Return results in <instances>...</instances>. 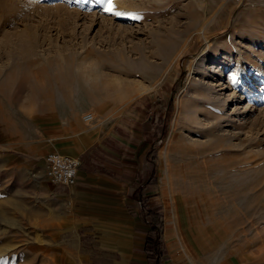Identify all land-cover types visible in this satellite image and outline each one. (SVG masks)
Masks as SVG:
<instances>
[{
  "label": "rangeland",
  "instance_id": "obj_1",
  "mask_svg": "<svg viewBox=\"0 0 264 264\" xmlns=\"http://www.w3.org/2000/svg\"><path fill=\"white\" fill-rule=\"evenodd\" d=\"M111 2L110 12L108 0H0V153L27 161L11 168L0 157V264L51 261L52 235L31 225L51 189L43 161L50 148L34 123L71 114L74 98L90 107L81 116L110 107L132 144L140 143L135 122L142 125L150 145L138 178L143 210L160 217L167 251L181 260L170 256L172 264H264V47L248 40L252 24L264 27V0ZM208 64L216 71L206 80L224 86L220 99L235 95L220 115L201 79ZM240 71L248 83L238 82ZM182 100L189 119L180 116ZM170 176L178 189L203 180V215L183 211L176 222ZM168 230L185 233L182 256L172 254Z\"/></svg>",
  "mask_w": 264,
  "mask_h": 264
},
{
  "label": "crops",
  "instance_id": "obj_2",
  "mask_svg": "<svg viewBox=\"0 0 264 264\" xmlns=\"http://www.w3.org/2000/svg\"><path fill=\"white\" fill-rule=\"evenodd\" d=\"M94 97L103 102L102 96ZM73 101L76 107L71 114L53 111L34 123L50 148L46 153L61 149L80 159L74 185H54L47 179L51 189L47 191L46 209L39 214L37 210L40 218L31 223L38 232L52 235L46 246L51 259L47 262L146 264L144 231L148 229L149 215L138 201L139 195L145 198L144 183H138V178L145 170L150 145L142 135V125L135 122L133 136L140 143L132 144V140L120 137L124 131L111 117L110 107L92 111L95 116L87 122L81 115L89 105L76 98ZM0 157L11 168L27 164L24 156L17 160L12 152L0 153ZM169 180L172 182L171 176ZM31 211L35 213V209ZM163 234L164 231L160 239L168 253L166 264H172L174 257L167 251Z\"/></svg>",
  "mask_w": 264,
  "mask_h": 264
},
{
  "label": "bare ground",
  "instance_id": "obj_3",
  "mask_svg": "<svg viewBox=\"0 0 264 264\" xmlns=\"http://www.w3.org/2000/svg\"><path fill=\"white\" fill-rule=\"evenodd\" d=\"M120 4L121 5L119 7L123 8L122 5L124 4V2L120 3ZM255 25L256 24H252L253 27L251 28V30L253 32L250 31L251 34H250V38L248 40L250 41V43L256 44V46L263 45V47H264V27H262V26L258 27L257 25H259V23L256 26ZM206 30H207V28L204 27V29L202 30V33L204 34ZM236 53H237V55L239 56L240 59L244 58L243 52L239 48H236ZM206 54H207V50L204 49V51L202 52L201 55L205 56ZM219 55L215 54L214 55V59L218 60ZM244 61H245V64H249L250 63V59L248 57H245ZM215 71H216V67H214L212 64H208L201 71V79L202 80H206L207 78H210ZM239 74H237V75H239V76H237L239 83L245 84L246 82L247 83L249 82V77L248 76H245V79H242V78H240L242 76L241 75L242 74L241 71H240ZM260 74H261L262 78H264V71L263 70H261ZM222 76L223 75L219 74L218 81L220 80V78ZM255 76H256V78L258 77V75H255ZM262 78H261V80H262ZM210 81H212V80H210ZM203 85H204L203 86L204 90H206V92H209V93H212V94L216 95L217 96L216 99L220 100V101H217L218 104H219L218 105V110H219L218 114L220 115L222 112L224 113L225 107L228 104V102L232 101L234 99V97H235L234 92L232 91L228 96H226V98L221 100L220 99L221 98L220 95L223 94L222 91L224 90V86H223L222 83H219V82H216V81L215 82H209L208 80H206V82L204 81ZM227 85H229V82H227ZM261 100H264V98H262ZM180 105L182 106V113L180 114V116L181 117L183 116V118H188L189 119L190 115H192V114L190 113V110L186 109V101L185 100L180 101ZM245 110H246V107L244 106L243 109L241 111L239 110L237 114H240V112H243ZM90 114L92 115V118H93L94 114L92 112H90ZM173 182L175 183L177 181L174 179ZM182 182L179 183V184L183 185L182 188H180V189H178L177 187L174 188L173 183L170 182L172 184V186H173L171 188H172V196H173V199H174V201H173V212L172 213H173L174 219H176V222H179V223H180V214H182L183 211H184V213H188L189 210H193V211H196L198 214L203 215L205 210H206L205 206L203 205V202L205 203V199L202 196V192H201L202 191L201 185L203 184V180L200 181V184H196V186L194 187L195 190H192V188H191V184L192 183L187 182L185 184V180L182 181ZM177 184H178V182H177ZM177 184H176V186H177ZM191 207H193L194 209H191ZM179 208H181V210H179ZM205 223H206V221H204L202 218H199V221L197 222V224H195V226L197 227L198 231L200 232V234L202 236L201 239L204 240V241H208L209 240L208 236L204 237V235H203V231L205 230L204 229ZM183 236H184V233H181L178 230L176 232L172 231V230H168L166 232V240H168V244H169L170 247L172 245V248L170 250L172 251V254H174V255L177 254L178 257L181 255V254H179V249L181 248L182 251H183V246H182V244L184 243L183 242L184 241ZM174 238L178 239V241L180 242L179 245H177L175 242L169 243L171 241H174ZM178 246H179V248H178ZM204 255L205 254H202V258H203ZM199 261H201V259Z\"/></svg>",
  "mask_w": 264,
  "mask_h": 264
},
{
  "label": "built area",
  "instance_id": "obj_4",
  "mask_svg": "<svg viewBox=\"0 0 264 264\" xmlns=\"http://www.w3.org/2000/svg\"><path fill=\"white\" fill-rule=\"evenodd\" d=\"M84 121L92 120L90 113L83 115ZM44 173L51 184L72 186L76 182L77 170L80 165L78 157L60 153L58 151H49L44 157Z\"/></svg>",
  "mask_w": 264,
  "mask_h": 264
},
{
  "label": "trees",
  "instance_id": "obj_5",
  "mask_svg": "<svg viewBox=\"0 0 264 264\" xmlns=\"http://www.w3.org/2000/svg\"><path fill=\"white\" fill-rule=\"evenodd\" d=\"M142 208L145 206L146 199L139 195V199ZM149 220L146 222L148 224V229L144 231L145 238H144V251L147 256V263L146 264H160L161 255H165L164 248L162 246V242L160 239V217L157 216L153 219L150 213Z\"/></svg>",
  "mask_w": 264,
  "mask_h": 264
},
{
  "label": "snow or ice",
  "instance_id": "obj_6",
  "mask_svg": "<svg viewBox=\"0 0 264 264\" xmlns=\"http://www.w3.org/2000/svg\"><path fill=\"white\" fill-rule=\"evenodd\" d=\"M113 9H112V2H111V0H108V3H107V6H106V8H105V11H112ZM115 15H124V13H120V12H115L114 13Z\"/></svg>",
  "mask_w": 264,
  "mask_h": 264
}]
</instances>
